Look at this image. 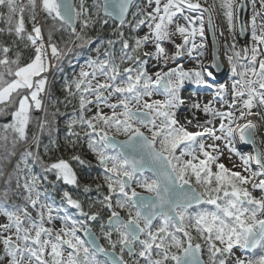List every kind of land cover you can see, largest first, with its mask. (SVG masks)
<instances>
[{
  "label": "snow or ice",
  "instance_id": "6c2138e0",
  "mask_svg": "<svg viewBox=\"0 0 264 264\" xmlns=\"http://www.w3.org/2000/svg\"><path fill=\"white\" fill-rule=\"evenodd\" d=\"M251 3L253 14L246 22L251 47L237 50L235 43H225L231 83L217 84L211 99L202 104L186 101L180 92L186 82L213 88L206 79L213 73L199 60L203 52L196 37H203V15L208 13L211 21L215 5L205 7L200 0H146L151 11L134 14L130 27L137 35L124 38L122 29L128 24L132 0H94L91 8L85 0H79V6L75 0H0V9L6 11V15L0 11L6 24L0 35L13 38L11 45L0 43V115L11 116L0 136V147L7 149L11 135V149L3 159L14 156L21 142L28 143L32 113L45 111V119L37 121L38 133L15 165L17 174L27 173L22 184L19 175L16 179L25 203L8 207L10 189L3 191L0 216L6 222L0 224V264H264V151L258 147L264 140H259L260 129L255 123H240L254 115L264 122V23H258L260 13L256 11L257 4L264 9V0ZM219 8L232 32L235 0H220ZM38 9L45 21L53 22L46 38L37 19ZM26 11L32 21L30 31L25 26ZM186 12L199 14L200 27ZM109 19L119 26V63L110 52L101 58V49L96 47L97 57L86 61L88 70L82 67L77 77L64 84L67 96L78 98L79 105V114L67 122L68 137H74L68 143L77 146L79 126L103 169L107 194L94 204L109 213L107 228L101 223L108 243L104 247L86 223L98 220L101 212L85 211L67 191L63 197L85 219L65 214L60 217L63 226L55 227L52 213L59 209L41 201L40 177L32 173L29 160L40 163L44 173H54L65 184L79 186L67 161L44 164L40 153V136L52 128L44 106V95L51 99L47 73L54 67L52 61L60 63L73 47L93 43L89 30L97 23L107 25ZM65 26L71 37L61 48L53 42V32ZM141 28L147 29L143 35L139 34ZM243 31L242 27L241 34ZM21 43L24 49H31L24 63ZM107 43L111 46L114 42ZM166 45L172 46L171 53ZM13 47L18 49L14 53ZM185 56L196 66L186 69L180 62ZM151 61L157 70L150 73ZM169 61L175 66L170 67ZM122 64L130 66L121 69ZM210 67L221 69L216 59ZM154 95L164 99H152ZM181 107L191 114L190 119L185 116L184 124L177 118ZM189 125L198 130H189ZM118 136L126 139L118 141ZM237 137L240 143L251 145L255 154L238 152L233 146ZM223 149L240 157L242 171L221 162ZM49 150L45 145L44 155ZM72 159L85 163L78 155ZM6 183H11V177ZM133 183L149 195H141ZM100 187L97 185V191ZM84 191L91 189L85 186ZM118 209L127 212V219ZM80 230L89 237L87 242L77 235ZM205 247L207 262L202 257Z\"/></svg>",
  "mask_w": 264,
  "mask_h": 264
},
{
  "label": "trees",
  "instance_id": "16d2710c",
  "mask_svg": "<svg viewBox=\"0 0 264 264\" xmlns=\"http://www.w3.org/2000/svg\"><path fill=\"white\" fill-rule=\"evenodd\" d=\"M87 6L91 8L94 3V0H85ZM77 6H79V0H75ZM144 10L139 1L135 0L132 3V6L127 17L128 24L122 29L124 32V38H130L135 36L136 33L131 31L130 25L134 21V14ZM0 11H6L0 9ZM30 13L26 11L24 13L25 26L30 31L32 27V21L29 19ZM53 22L49 19L47 21L42 18V27L44 31L45 38L47 37L48 30L52 27ZM0 28H6V24L3 19H0ZM79 30V24H77ZM119 26L118 23L113 22L109 19L107 25L102 23H97L93 29L89 30V36L91 37L93 43L90 45H85L82 48L73 47L72 52L66 53L60 63L52 61L54 67L49 73L50 87L49 92L51 93V99L48 94L44 95V106L48 113L47 119L52 121V128L49 132L47 129L40 136L41 146L40 153L42 155V160L44 164H51L57 162L60 159L67 161L73 171L76 173L78 180V187L73 185L65 184L62 180H58L54 173H44L43 166L40 163L29 160V167L32 170V173L40 177V184L38 190L42 193L41 201L47 204L52 205L54 209H59V211H54L57 216H64L65 214L71 216L74 219L84 220L83 216H80L77 209L72 208L63 197L65 191L69 192L73 199L79 200L85 211H97L101 212V216L96 221H86L88 226H91L93 231L98 235L102 244L105 247H108L107 241L103 238L101 223L104 224L105 229L107 228V219L108 211L106 209H101L98 204H94L95 201L102 198L103 195L107 194V188L105 186V181L103 179V169L98 164L96 157L89 150L87 146V137L84 136V130L79 126L76 127V131L80 132L81 139L78 142L75 148L71 147L68 143L69 139H74V137H68V128L67 122L69 119L77 116L79 114V105L78 98L69 97L64 91L65 81H71L73 78L77 77L81 68L84 67L85 70H88L86 67V61L89 58L95 59L97 57V52L95 51L96 47L101 49L99 55L103 58L105 52H110L116 57V62L119 63V56L121 55V38L118 35ZM54 40L59 47L63 48L64 44L69 41L71 37V30L65 26L61 31L53 32ZM13 38L8 37L7 35H0V43H8L11 45ZM112 40L113 45L109 46L107 41ZM69 47L72 45L69 44ZM18 49L13 47V53ZM24 52V57L22 63L28 60V57L31 55V49H24L23 43L20 44V49ZM12 53H10V56ZM121 69L123 67L130 66L128 64L120 65ZM53 113L56 115L53 117ZM87 116H91V112L86 113ZM45 119V111L33 112L32 121L28 128V143L21 142L17 145L16 154L9 159H3L6 155V151L11 149L10 139L8 148L5 149L0 147V171L3 172V175L0 176V187L5 189L6 187L10 189L9 197L7 199V206L12 207L14 205H23L25 201L23 200V189L16 188V179L17 175L20 176V182L23 183V175L27 174L26 172L17 174L15 171V165L19 163L20 157L25 150L32 143V136L38 133L37 121H43ZM11 121L10 115H0V136H3L2 131L3 125ZM125 136H118V138H124ZM55 141V143H51ZM2 143V142H0ZM49 145V152L44 155V146ZM35 150V149H33ZM109 154H113L109 150ZM74 155L80 156L85 163L80 164L78 161L72 159ZM23 169V165H21ZM47 176V179L44 177ZM11 177V183H6ZM97 185H100L99 191H97ZM90 187V192H85L84 187ZM3 193H0V203H4ZM90 204L93 206L90 207ZM202 207H210L207 205H202ZM30 211H32L30 209ZM118 211H120L118 209ZM121 216L124 219H127V212L120 211ZM33 216L35 212L33 211ZM156 223V222H155ZM82 230L78 231L77 235L80 236ZM115 238V237H114ZM202 245L203 241H198ZM118 251V249H117ZM259 251V250H257ZM202 256L204 259L208 260V253L206 247L202 250ZM103 259L102 257H99Z\"/></svg>",
  "mask_w": 264,
  "mask_h": 264
},
{
  "label": "rangeland",
  "instance_id": "374dc122",
  "mask_svg": "<svg viewBox=\"0 0 264 264\" xmlns=\"http://www.w3.org/2000/svg\"><path fill=\"white\" fill-rule=\"evenodd\" d=\"M141 7L146 10V11H151V8H147L146 7V0H138ZM200 3L204 5V0H200ZM235 3H236V8L237 6L240 4V0H235ZM245 3V1H244ZM219 4H220V0H217L214 4L211 3V5H215V9H214V13L217 17V19L219 20V22L221 23L222 25V29L224 31L225 34L222 35V38L224 39V36H227V40H228V43L231 44V43H235L236 45V48L237 50H240L244 47H251V44H252V41H251V30H250V26H247L246 25V22L244 20V33L247 31V34H242L241 35V29L239 28V22L237 21V11L235 13V19H234V29L232 32H229L228 31V25H227V21L225 20L224 18V14H223V10L219 8ZM247 10H245V13ZM191 15H194L195 16V26L196 27H200V24H201V20L199 18V14L198 13H191ZM252 16V11L250 12L249 11V20L250 21V18ZM245 19V17H244ZM183 23H186L183 21ZM203 28H204V35L203 37H200L198 36L196 38V42L198 44H201L202 45V48L199 49V51H202L203 52V56H200L199 57V60L202 62V64L204 65V59H205V55H206V50H205V47L208 45L210 48V43H209V40L207 38V29H206V13H204L203 15ZM260 23H263V21H261ZM147 31L146 28H141L139 34L140 35H143L145 32ZM214 33V31H213ZM137 35V33H136ZM215 36V34H214ZM216 40V39H215ZM173 51V50H172ZM172 51H170L169 53H171ZM185 57L183 58L182 61H180L181 63H183L185 65V68L186 69H190V68H193L196 66V62L193 60V59H186L184 60ZM153 65V61H151L148 65V71L151 73V66ZM169 66L170 67H174L175 65H173L171 63V61H169ZM210 71L213 73V76L212 77H206V79L208 80L209 83L213 84V88L212 89H209L205 86H198V85H195V84H189V83H185V86L183 89H181V92H180V95H182L183 93H185V91L187 90H192L194 91L195 93H200V94H205L206 96L209 97V99H211V93L214 91L215 89V86L219 83H228L230 84L231 83V75H230V70L228 73H226L224 76H221V73L220 74H216L212 68H210ZM48 75V73H47ZM152 99H160V100H163L164 99V96L163 95H154L152 97ZM93 111H95V109H93ZM103 111L105 113H108L109 110L107 108H104ZM182 111H184V108L181 107L178 112H177V118H178V115L179 113H181ZM92 113V112H91ZM208 143H211V141H207ZM236 150L240 153H250L252 154L251 152L249 151H240L238 150L237 148V145H236V142L234 143L233 145ZM224 151V156L221 158V162H223L227 167L229 168H233V165H235L236 167L233 169L235 171H242V168H241V160H240V157L235 155L234 153H229L227 151V149H223ZM179 152V150H178ZM178 154V153H177ZM229 156L231 157V159H229ZM187 159V157H186ZM253 170H256V166L254 167V164L251 166ZM247 174V173H245ZM133 187H135L136 191L137 192H144L143 189L139 188V187H136L135 183H133L132 185ZM2 189V187H0V190ZM2 191H4V189H2ZM53 216L56 217V219L54 220V225L57 229H59L60 227L63 226V221L60 219V216H57L56 213H54L53 211ZM4 217L0 216V219H2ZM5 219V218H4ZM74 219V218H73ZM5 221H1L0 220V224H3L5 223ZM46 226H50V225H46ZM235 250H238V249H234ZM248 255V254H246Z\"/></svg>",
  "mask_w": 264,
  "mask_h": 264
},
{
  "label": "bare ground",
  "instance_id": "6f19581e",
  "mask_svg": "<svg viewBox=\"0 0 264 264\" xmlns=\"http://www.w3.org/2000/svg\"><path fill=\"white\" fill-rule=\"evenodd\" d=\"M216 1L217 0H207V3H205V0H204V6L207 7L208 5H211V3L214 4ZM244 1H245V6L244 7L248 11V12L246 11L247 13L244 16L245 17L244 20H245V22H248V20H249V11L250 12L252 11V14H253V7H252L251 0H244ZM153 7H154V5H153ZM256 11H258L260 13V15L257 18L258 23H260L261 21H263V23H264V9H260L259 5L257 4L256 5ZM185 15H190V16L193 17V19H195V16L191 15V13H187L186 12ZM211 20H212L213 31H214V34H215V38L214 39H216V54H217L218 58L220 59L221 66H222L221 76H224L230 70L229 65L227 64V59H226V54H225V47H224L225 43H228V40L226 39L227 36H224V39L222 38L221 33H223V34H225V33H224L223 29H222L221 23L219 22V20L216 17L214 11L212 13ZM237 21H238V18H237ZM181 23H183L182 20H181ZM246 25H247V23H246ZM244 34L246 35L247 31ZM165 47H166V50L169 51V52L173 50L171 45H166ZM210 49L211 48L208 45L205 47L206 55H205V59H204V66L206 68H208L209 71H210V68H211L210 65H211V62H212V60H211L212 56H211V50ZM186 59H188L187 56H185L184 60H186ZM154 63H155V61H153V64ZM156 70L157 69H155V68H153L151 66V71L152 72H154ZM181 98L185 99L188 102L200 101L202 104L204 102H206L207 100H209V97L206 96L205 94L203 95V94H200V93H195L192 90L185 91V93H183L181 95ZM216 106L219 107V105H216ZM253 111L254 112L258 111V109H254ZM186 115H187V117L189 119L191 118V114L187 113L186 109L184 108V111H182L178 115V119H179L181 124L185 123V116ZM202 119H203V116L201 115V120ZM247 121H251V122H253V123H255L257 125L258 129H260V131L258 132L259 140H264V128H261V124L264 123V122H262L261 117L259 115L249 116V117H247V120L240 121V123H245ZM188 127H189V130H191V131L198 130V129L192 127L191 125H189ZM236 142L238 143V137H237ZM258 147H259V149L261 151H264V144H258ZM249 152H251V151L249 150ZM254 194L258 195L259 193H254ZM235 252H236V255H241V252H240L239 249L235 250Z\"/></svg>",
  "mask_w": 264,
  "mask_h": 264
},
{
  "label": "water",
  "instance_id": "95a60500",
  "mask_svg": "<svg viewBox=\"0 0 264 264\" xmlns=\"http://www.w3.org/2000/svg\"><path fill=\"white\" fill-rule=\"evenodd\" d=\"M135 0H132V3L134 2ZM245 3H244V0H240V4L237 6V18H238V22H239V28L241 29L242 27L244 28V16H245ZM130 11V10H129ZM206 29H207V38L209 40V43H210V46H211V56H212V61L213 59H216L220 62V59L218 58L217 54H216V40L214 39L215 36H214V33H213V27H212V20L210 21L209 20V15L208 13H206ZM243 34H244V31H243ZM242 35V34H241ZM220 65H221V62H220ZM213 71L216 73V74H220L222 72V66H221V69L219 71H217L216 69L212 68ZM116 139L118 141H122V140H125V138H118L116 137ZM236 145H237V148L238 150L240 151H247V150H251L252 151V154L254 155L255 152L253 151V148L251 145H246V144H243V143H240L239 142V139H238V143L236 142ZM256 165L254 164V167ZM141 195H144V196H148L149 193H145V192H139ZM122 217V216H121ZM123 218V217H122ZM108 222V220H107ZM155 222V221H154ZM89 227V226H88ZM91 228V227H90ZM92 229V228H91ZM93 233H95L93 230H92ZM96 235V233H95ZM81 236L83 238V240L85 242H87L89 240V237L85 234V232L82 230L81 232ZM96 238H97V243L102 245L98 236L96 235ZM103 246V245H102ZM247 254H250V253H247ZM102 256V255H101ZM103 257V256H102ZM203 257V256H202ZM104 258V257H103ZM204 259V257H203ZM205 260V259H204ZM206 261V260H205Z\"/></svg>",
  "mask_w": 264,
  "mask_h": 264
},
{
  "label": "flooded vegetation",
  "instance_id": "af4514ba",
  "mask_svg": "<svg viewBox=\"0 0 264 264\" xmlns=\"http://www.w3.org/2000/svg\"><path fill=\"white\" fill-rule=\"evenodd\" d=\"M91 222H93V221H91ZM91 227V226H90ZM92 228V227H91ZM93 230V229H92ZM97 235V234H96ZM98 236V235H97ZM99 238V237H98ZM99 240H100V238H99ZM100 242H101V240H100ZM101 244H102V242H101ZM103 245V244H102ZM104 246V245H103ZM105 247V246H104ZM126 255V254H125ZM101 257V256H100ZM126 258H127V256H126Z\"/></svg>",
  "mask_w": 264,
  "mask_h": 264
},
{
  "label": "built area",
  "instance_id": "2783aa9c",
  "mask_svg": "<svg viewBox=\"0 0 264 264\" xmlns=\"http://www.w3.org/2000/svg\"><path fill=\"white\" fill-rule=\"evenodd\" d=\"M1 221H5V219L4 218H2V219H0ZM2 247V244H0V248Z\"/></svg>",
  "mask_w": 264,
  "mask_h": 264
}]
</instances>
